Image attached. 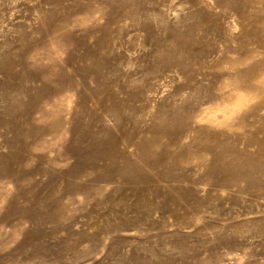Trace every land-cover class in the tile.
<instances>
[{
    "label": "rangeland",
    "instance_id": "374dc122",
    "mask_svg": "<svg viewBox=\"0 0 264 264\" xmlns=\"http://www.w3.org/2000/svg\"><path fill=\"white\" fill-rule=\"evenodd\" d=\"M2 220L0 264H264V0H0Z\"/></svg>",
    "mask_w": 264,
    "mask_h": 264
},
{
    "label": "bare ground",
    "instance_id": "6f19581e",
    "mask_svg": "<svg viewBox=\"0 0 264 264\" xmlns=\"http://www.w3.org/2000/svg\"><path fill=\"white\" fill-rule=\"evenodd\" d=\"M243 103L245 104V99L243 100ZM77 143L79 145H75V146L68 147L67 149H65V151L59 152V151H57L58 149H54L53 151H55L54 153L56 155H65V154L68 153L67 155H69V156L81 157V155H79V150L81 149V146H80L81 145V140H79ZM158 162H161V159H158ZM147 163H148L147 161H144L143 164H147ZM75 164H79V161L78 162L76 161ZM110 166L113 167V164H111ZM141 167H143V165ZM68 173H69V171H68ZM131 179L132 178L127 177L125 181L128 182V184H129L130 182H132ZM88 182H89V180H88ZM80 183H81V185H83L85 182L84 181H81ZM78 189H79V195L82 196L85 201L90 200V197H89V193L88 192L86 193L85 191H82L81 190L82 187L80 185L78 186ZM62 200L63 199L61 197V198H58V199H55V200H51L50 203L53 206H57V205H59L61 203ZM53 215H56V213H51L50 216L52 217ZM60 215H61V213H60ZM7 224H8V221H6V220L0 221V231H1V228L4 227V226H6ZM19 225L20 224H18V223L17 224H13V226L10 228L11 232L9 234H7V233L4 234L3 233L1 236L8 238L11 235V233H13V232L16 231V229L18 228ZM35 235H37V234H32L31 236L34 237ZM42 251H43V248H41L40 245H35L34 247H32V252L33 253L31 254V256L38 258L41 255V252Z\"/></svg>",
    "mask_w": 264,
    "mask_h": 264
}]
</instances>
